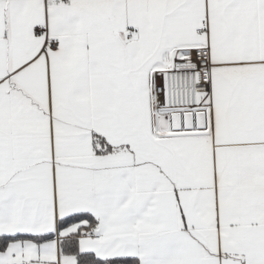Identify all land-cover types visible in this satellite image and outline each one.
I'll use <instances>...</instances> for the list:
<instances>
[{"label": "snow or ice", "instance_id": "obj_1", "mask_svg": "<svg viewBox=\"0 0 264 264\" xmlns=\"http://www.w3.org/2000/svg\"><path fill=\"white\" fill-rule=\"evenodd\" d=\"M0 264H264V0H0Z\"/></svg>", "mask_w": 264, "mask_h": 264}]
</instances>
